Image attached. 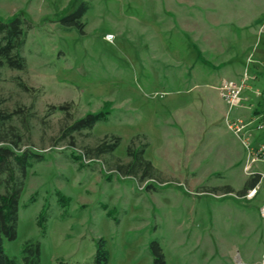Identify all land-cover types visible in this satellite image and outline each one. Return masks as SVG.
<instances>
[{
    "label": "rangeland",
    "instance_id": "obj_1",
    "mask_svg": "<svg viewBox=\"0 0 264 264\" xmlns=\"http://www.w3.org/2000/svg\"><path fill=\"white\" fill-rule=\"evenodd\" d=\"M83 1L81 31L62 18ZM192 1L0 0L1 20L28 21L27 68H0L1 144L19 135L17 152L43 158L24 177L17 237L4 240L16 264L28 241L40 242L42 264H96L102 239L106 264H155V240L167 264H264V189L225 191L242 189L246 166L262 172L264 162L251 166L221 94L227 81L243 83L238 104L251 109L241 113L258 108L264 124V0H195L202 21L210 11L218 19L206 52L183 25ZM61 104L70 112L53 108ZM88 113L105 117L64 134ZM252 134L253 146L264 143V132ZM113 135V152L87 154ZM130 146L144 150L155 178L115 168L131 160Z\"/></svg>",
    "mask_w": 264,
    "mask_h": 264
},
{
    "label": "trees",
    "instance_id": "obj_2",
    "mask_svg": "<svg viewBox=\"0 0 264 264\" xmlns=\"http://www.w3.org/2000/svg\"><path fill=\"white\" fill-rule=\"evenodd\" d=\"M89 8L87 1L81 2L78 7L69 15L62 18V21L69 26L79 25L84 30L82 18ZM28 21L20 16L12 20L0 19V68L9 66L13 69L25 70L27 60L20 53L26 40V23ZM53 108L70 112L68 104L56 105ZM15 114V113H14ZM11 118L12 115H8ZM105 117L104 113H88L87 115L74 120L64 129V134L71 135L74 132H81L85 129H92L96 123ZM12 144L3 145L7 141L6 135L0 126V264H16L15 258L9 256L4 248V240H13L18 234V222L20 212L21 191L24 184V177L32 160H42L41 154L33 153L31 150L17 152L20 145V136L15 135ZM111 140H103L95 146L88 147L87 154L90 157H98L105 153L113 152L120 144L121 137L113 135ZM128 155L131 160L128 162L119 161L116 164L123 175L135 176L140 182L155 178V169L152 162L144 157V150L138 151L133 146L128 148ZM16 168L19 174L16 173ZM5 175V177H3ZM260 173H253L245 182L244 187L237 191L240 196L246 195L249 190L255 188L259 182ZM226 192H235V189L228 185ZM152 252L155 264H167L165 253L158 241H152ZM24 264H42L40 242L28 241L24 247ZM109 260V252L105 248L104 240H100L95 255L96 264H106Z\"/></svg>",
    "mask_w": 264,
    "mask_h": 264
},
{
    "label": "built area",
    "instance_id": "obj_3",
    "mask_svg": "<svg viewBox=\"0 0 264 264\" xmlns=\"http://www.w3.org/2000/svg\"><path fill=\"white\" fill-rule=\"evenodd\" d=\"M112 37L113 35H108V39H112ZM243 88H244L243 83L237 84L228 81L223 85V87H221V94L230 104V108L238 105L241 99ZM226 123L227 126L237 134V136L241 137L243 135L242 142L249 151V156L252 159L251 166L253 163L259 160L262 159L264 160V143H260L257 146H253L252 139L249 135V127L252 124V121H246L241 117L231 118L230 114H228L226 115ZM256 127L257 129H264V124L259 123ZM249 169H250V165H247L246 171L248 172V174L256 173V172H251ZM260 188L264 189V172L260 173V179L257 186L249 190L247 195L251 197L254 196Z\"/></svg>",
    "mask_w": 264,
    "mask_h": 264
},
{
    "label": "crops",
    "instance_id": "obj_4",
    "mask_svg": "<svg viewBox=\"0 0 264 264\" xmlns=\"http://www.w3.org/2000/svg\"><path fill=\"white\" fill-rule=\"evenodd\" d=\"M182 3L183 2H180V4H182ZM195 3H196L195 0H193L192 1V4H191V7L193 8L192 10H187V11H184L183 10V12H181V13L190 15L189 17H187L186 23L183 22V25H184V28L186 27L185 29L191 28L192 31H194V33L197 32V34L199 36V39H200L199 40V45L202 46L204 52H206L208 50V48H211L212 47V41H213V39H212V33L209 32V31L213 30V24L214 23H217L218 22V19L215 16L216 13L211 12V11L210 12H206V14H208V17H206L205 19H203L207 23V25H205V29H204L202 27L203 26L202 25V22H204V21L201 20L202 19L201 14H202L203 11L199 7H196L195 6ZM212 73H214V72H212ZM214 76H216V73H214ZM218 87H217V89H218ZM235 107H232V110ZM249 108L251 109V106L250 105L248 107V105H246L244 103V101L241 102L240 104L237 105L238 112L237 113H234L233 114L234 115L233 117H241V118H243V119H245L247 121H252V125L250 126V130H249V135H250L251 139H253L254 138L253 137V134H252L253 131H254V133L258 134L260 132H264V129H257V127H256L257 126L256 123L259 122V118L258 117L261 115V114H259L261 112H259L258 108H256L253 111H251L248 115L241 113V111L245 113V110L246 109H249ZM232 110H231L230 114L232 113ZM260 143H263V142H257L256 145H258ZM258 162H264V161H257L256 163H258ZM262 172H264V171H262ZM256 173H261V172H257L256 171ZM246 180H245V182H246ZM245 182H244V185H245ZM232 187L234 188V186H232ZM234 189L238 191L241 188L235 187Z\"/></svg>",
    "mask_w": 264,
    "mask_h": 264
}]
</instances>
